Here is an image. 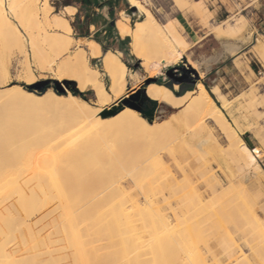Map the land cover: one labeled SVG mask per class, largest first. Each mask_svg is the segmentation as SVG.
Instances as JSON below:
<instances>
[{
	"label": "bare ground",
	"instance_id": "6f19581e",
	"mask_svg": "<svg viewBox=\"0 0 264 264\" xmlns=\"http://www.w3.org/2000/svg\"><path fill=\"white\" fill-rule=\"evenodd\" d=\"M128 1L142 18L137 21L135 27H131L126 11H122V19L116 22L118 30L122 36L131 37L132 52L143 60L152 76H164L163 81L149 84L145 88V94L154 102L164 103L172 109L179 110L171 115L169 120L157 121L139 107H132V102L121 107L126 99L123 95L126 92L125 87L132 82L131 71L114 52L103 51L101 44L96 40H75L64 35L66 29L63 22L55 17L49 20L39 0H0V26H5L9 30V34L0 41L17 43L25 38L16 32L18 24L23 25L28 32L27 39L32 36L42 37L49 44L47 47L56 52L54 54H57V57L68 52L65 60L58 65L56 80L63 82L66 76L65 67L71 65L72 71L80 78L77 87L81 91L88 89L95 91L97 97L95 107L104 105L112 108L108 112L94 110L92 100H85L84 96L67 90L56 91L51 88L44 93H38L20 84L8 89L0 88V264H105L107 257L104 250L109 247V243L102 242V235L103 233L107 235L110 229L108 226L103 229L102 224H106L103 221L111 208L121 209L123 218L129 225L132 224L133 218L148 221L149 226H153L149 230L155 238L158 237L156 229L159 226L170 235L186 231L191 238L194 234H199L197 242L202 243L193 244L189 241L182 247L169 244L168 248L161 252H154L149 247L145 251L140 250L141 264H166L161 257L167 252L181 254L178 258L181 262L177 259L175 264H210L203 257L201 247L205 248L215 264H238L240 261L242 264L246 261V264H255L244 247L250 246L249 248L258 252L257 249L261 245L257 246V243H254L258 235L259 237L263 235L264 246V222L257 214L259 208L263 210L264 202L255 201L250 192L242 195V189L241 192L227 194L228 197L225 195L226 198L220 193L222 198L219 201L216 198L220 195L213 198L219 187L218 182L213 176L209 177L205 173L211 168V162L208 156L206 157L207 150L216 142V135L209 125V121H213L230 142L226 154L229 157L223 158L222 162L228 165L229 160L235 164L240 162L248 170L255 166L254 174L262 173L261 177L255 175L256 183L261 188L264 186V171L248 155L245 147L248 143L243 141L236 129L242 131L240 120L233 118L235 128L224 111L230 110V101L224 94L219 93V88H215L221 102V105H218L205 85L198 90L181 93L180 83L183 79L178 76L172 75L174 82L169 84L165 71L180 65L183 58L181 50L186 49L188 43L174 22L161 24L149 7L140 0ZM173 1L180 10H187L190 7L196 11L200 10L197 0ZM245 24L243 18L228 28L215 27V31L218 37L228 34L242 36ZM257 40L258 43L255 42L253 50L264 64V40ZM82 42L88 45L87 48L81 47L84 54H75L72 49L70 50V45L80 46ZM143 43H148V46L145 47ZM34 46L33 53L36 52ZM87 50L96 58L103 54L104 58L100 61L111 81L109 88L100 72L92 68L85 53ZM22 52L25 57L27 50ZM78 57L83 59L79 60ZM26 59L25 57L24 60ZM43 61L46 63L45 59ZM50 62L48 64L52 66L54 63ZM28 63L24 64L28 72L24 76V81H31L32 83L27 84H33L37 79L31 74L32 67L29 69L31 66L29 58ZM44 67L43 69L46 68ZM199 70L197 77H205V71L200 67ZM8 75L9 68L1 64L0 84L6 83L5 77ZM79 98L88 105V109L91 108L85 117L91 131L87 134L78 129L71 131L67 129V135L64 137L62 130L55 126L71 127L73 118L65 112H60L57 105ZM124 139L135 141L132 140V143L133 146H138L137 154L134 156L129 154L130 157L125 155L127 157L125 159L119 156L121 153L118 154L119 158L124 160L113 154L114 160L119 159L116 164L101 160L104 154L107 153L108 156L111 152H116L121 140ZM161 139H165V142L168 139L166 159H171L183 173H186L183 161L174 150V145L181 141L182 147L198 164L196 172L202 176L201 183L188 181L187 178V181L180 179L177 181L179 183L167 185L156 168L150 170L146 166L149 162L152 164V159L157 154L153 153L150 144ZM162 141L160 143L156 141L161 146L155 142L157 144L154 145L155 149L162 147L164 144ZM223 152L220 154L224 155ZM123 154L125 152H122ZM85 160L94 168L93 182L83 192L63 188L64 177L68 171L80 166ZM159 160L169 173L170 180L175 178L176 173L165 157L159 155ZM117 172L121 176L120 179L128 176L134 182L147 199L145 205L140 207L133 205L120 185L112 180V176ZM204 173L208 177H204ZM251 175L254 176L252 173ZM209 194L213 197L208 199ZM155 196L163 199L175 217L179 213L188 216L202 210L207 212L208 216L204 215L198 227L180 220L173 224L162 212L155 201ZM223 198L225 199L222 200ZM42 208H47V211L36 220H31L30 218ZM220 214H225V220L220 222L210 220L212 216ZM237 235L239 241L236 240ZM111 237L109 233L108 241L113 242ZM259 243L261 244V241ZM103 248L105 249L102 251ZM261 248L259 254L264 253L261 252ZM136 249L139 250L140 247L137 246ZM62 257L66 259L64 262L61 260ZM114 264L133 263L127 256H120L115 259Z\"/></svg>",
	"mask_w": 264,
	"mask_h": 264
},
{
	"label": "rangeland",
	"instance_id": "374dc122",
	"mask_svg": "<svg viewBox=\"0 0 264 264\" xmlns=\"http://www.w3.org/2000/svg\"><path fill=\"white\" fill-rule=\"evenodd\" d=\"M124 1L125 0H97V1L92 0L89 7H86L84 4H81L80 0H78L77 7L81 9L80 12L81 20L84 22L89 20L91 22H95L96 25L92 24L90 26L89 36H80L78 34L74 39L96 40L101 44L103 51H105V46H107V51L110 50L114 52L116 55H118V57H120L128 65L131 71L130 75L132 82L131 85L125 87L124 91L126 92H124L123 94L124 98L131 100L132 96H137L138 101L139 100L144 101L143 104L139 105V108L142 111L144 110L143 112L154 117L157 121L169 120L171 118V115H173L176 112H179V110L172 109L170 106L164 103L153 104L152 101L149 100L147 96L144 94L145 88L149 84L152 85V83L163 81L164 76L163 75H159L157 77L152 76V74L146 69L145 65L143 64V60L138 58L132 52L131 37L122 36L120 34V31L118 30L116 22L118 19H122V15H121L122 11H126V14L128 15L127 16L128 20L130 19L128 22L130 23L131 27H135L137 21L142 18V15L130 3H129V7H127L126 9ZM140 1L146 7H149V9L154 13V15L161 24H167L168 22H170V20L173 19L174 21L172 22L175 23L177 30L182 36L184 35L186 40H187V33H186L185 25L187 21H190L197 30L201 28L202 29L201 35H207L205 41L202 42L200 45H198L196 48L190 49L191 44L190 47L188 44L189 47L188 50H187L188 47L184 50H181L183 54V58H182V62L179 63L180 65H178L177 67L168 68V70L165 71V75H167L168 77V83L170 84L171 82H174L173 79L168 74L169 71L172 70V75L178 76L180 78H184L183 82L180 83L181 93L188 90H194V89L198 90L200 87L205 85V87L212 95V97L216 100L218 105H221V102L219 101L217 96L218 93L216 92L217 89L219 88L220 90L219 93L224 94L225 97L230 101V107H231L230 110H224L228 119L234 126H235L234 119L240 120L242 124V131L236 128V126L235 128L237 129L238 134H240V137L243 139V141H245L246 143L249 142V139L251 138L249 134L258 137L262 133H264V124L261 123V117L264 116V111H261L259 107L261 104H264V93H260V94L257 93V90L259 89L261 82L264 81V75H262L264 74V64L255 55L253 50L254 45L258 43L257 39L264 40V30H262L264 29V5H262V0H197L199 1V6H200L199 11H196L192 7L188 8L187 10H180L176 6L173 0H140ZM224 6L227 7V14H225V12L222 11V8ZM197 13H199L200 15ZM174 18H178V19H174ZM243 18L244 21L246 22L244 29L242 31L243 37L231 35V34L224 35L222 37L217 36L215 27L223 26L225 28H228L234 23L242 21ZM108 22H111V24L114 26L113 30H110L107 27ZM8 34H9V30L7 29V27L0 26V39H3ZM144 40L145 42H148L146 39ZM4 43H7V45L9 46H15V51L13 52V59H15V65L11 68L10 75L15 76L18 80L21 78L24 80V76L28 73L27 68L26 66H24V64L26 63L27 65L29 58V62L31 65L29 66V69L32 67L31 74H33V76H35L37 79V81L33 84H27V83H16V84H20L24 88H31L37 91L38 93H44L51 88L56 91L62 90L65 92L67 90L72 93H74L75 90L78 93L82 94V96L87 97L88 100H93V94H95V91L91 89L81 91L77 87V83L79 82L80 78L78 74L72 71L71 65H67L65 67L66 76L63 78V82H60L55 79V74L56 71L58 70V65L63 60H65L67 55L57 57L56 56L57 54H54L56 52L52 51L49 47H47V45L49 46V44L45 42L42 39V37L32 36L27 40L25 38H22L17 43H13V42L8 43V41L5 40L0 41L1 51L3 46L5 45ZM246 43L248 46L246 45ZM147 44L143 43L145 47L148 46ZM75 45H77V47L72 49V51L75 54H79V53L84 54L83 49L78 44ZM33 46L34 48L36 47L34 50L36 52L34 53L32 52ZM25 49L27 50V55L25 54V57L27 58L26 60H24L25 57L22 52ZM85 53L87 59H89L90 61L92 68L97 69L100 72L102 79L105 81L106 85L109 88V85H111V81L104 72L105 66L102 64L100 59L96 58L95 56L93 57V55L88 50L85 51ZM35 54L37 57L36 56L34 57ZM49 58L52 60L51 62ZM44 59L47 65L43 61ZM78 59L82 60L83 58L78 57ZM49 62L51 64L54 63L53 64L54 66L53 65L49 66L48 64ZM1 64L2 63H0V65ZM37 64L40 67L36 68L35 66ZM41 66L43 67L45 66L46 68L44 67L45 69H43V67L41 68ZM199 67L203 69L206 73L205 77L203 78L197 77V74H199L200 71ZM182 68L187 69L188 71L185 72ZM192 74H194L195 76H191ZM241 78H243V80L245 81L250 82L251 87L247 91L240 86ZM225 81L235 83L239 91L236 92L234 90L233 92L225 93L220 88V84ZM215 88H217L216 91ZM229 96H231L232 98L229 99L228 98ZM2 100H4V98H2ZM96 101H97V97H96ZM57 106L59 107L58 110L60 112H65L68 115H70L71 118H73L72 120L73 124L71 127L69 126L68 128H64V126L62 127L60 125L55 126V128L58 127V129L62 130L64 137H66L67 135L68 132L67 129H69V131L73 129H78L82 132H86L87 134L90 133L89 131H91V126L89 122L85 120V117L88 113H90L89 111L91 110V108L89 107L90 109H88V105L83 103L81 98L76 100H67L66 102L60 103ZM111 109L112 108L108 106L99 105L95 107L94 110H100V112H108ZM231 112H233L232 115H230ZM209 125L213 130L214 134L216 135V142L213 143V145L209 148L213 152L207 150L208 154L206 155V157L208 156L207 158L211 162V166H210L211 168H209V170H207L205 173H207L209 177L213 176L218 182L219 187L217 193L214 194V197L211 194H209L207 198L208 199L211 197L215 198V196L220 195L219 196L220 198L219 197L216 198L217 200L219 199L220 201L222 198L220 193H223L222 194L223 197H225V195L226 197H228L227 194H230L232 192L233 193L241 192L242 189L241 192L242 195L247 192H250L253 195L255 201L264 202V186L263 188H261L256 183L257 178H255L256 176L261 177L262 173L258 171L259 173H257V175L254 174V172L256 171L254 169L255 166H252L250 168L252 170H248L244 168L243 163L240 162L235 164L233 161L229 160L231 162V163L229 162V165L225 162H222L223 158L229 157V155L226 154L230 147V142L228 138L224 135V133L221 131V129L215 124V122L209 121ZM246 136H248V139H245ZM132 140L130 139L121 140L120 144L118 145L119 148H121V149L118 148L119 150H121V152L118 149H116V152L113 151L115 153L111 152V154H108V156L107 153L104 154L101 157V160L104 161L105 163L114 162V164H116L120 159L119 156L121 158L124 157V159L130 157V155L134 156L135 154L138 153L137 152L138 146L137 145H136L137 147H135V145L133 146L134 143H132ZM161 140H163L162 143H164L162 144V147L164 145L165 147L163 148L159 147L158 149L157 148L155 149L154 145L155 146L157 144L159 145ZM161 140L160 141L155 140L153 141L154 144L152 143L150 144V148L152 149L153 153H157V154L152 159L153 166L150 162L149 164L151 165L149 166V164L147 163L148 165L146 166L149 167L150 170L152 168H156L161 178L166 182L167 185H173L175 183H179L177 181L180 179H185V181H187V178L188 181L193 180L197 183H201L200 177L202 176H199L198 173L196 172L198 164L193 160L192 155L188 151H185V149L182 147L181 141H178L177 144L174 145V150L177 156L180 158V160H182L185 163L187 167V171H189L186 173H183L174 164V162L171 159L169 158L166 159L167 156L166 147H168V143H167L168 139H166V142L165 139H161ZM156 141H158L159 143H157ZM216 143L217 144L219 143L218 147ZM219 148L222 152L224 151L223 152L224 155L222 153L220 154L221 151L219 150ZM127 151L128 153L126 154ZM122 152H125V154L122 155ZM120 153L121 155L118 156V154ZM113 154L114 155L116 154L118 156L117 158L119 159L114 160L113 158L115 156H113ZM159 155L165 157V160L168 162L172 170L177 174L175 175V178L171 180L169 179L167 173L163 169V165L159 160ZM124 159H120V160H124ZM139 163L141 164L142 162ZM257 165L259 164L257 163ZM259 166L261 168V165ZM253 169L255 171H253ZM118 172L114 176H112V180L116 181L120 185V188L124 191L127 197L131 199L134 206L140 207L145 205L144 203L147 202V199L142 195L141 191L136 187L134 182L128 176H125L123 179H120L121 176L118 175ZM205 173L203 176L208 177L205 176L206 175ZM251 173L254 176H252ZM263 183H264V179H263ZM225 198H223L222 200H224ZM155 201L162 209L164 215L168 216L173 224H175L177 221L180 220L183 221L185 224H190L191 226L198 227L201 225L203 218L205 216L206 217L208 216L207 212L205 213V211L202 210L199 212L197 211L188 216L187 215L184 216L181 213H179V215L175 217L172 214L171 208L166 207L163 199L160 196H155ZM118 209L119 208H114V209L111 208L107 213V218L105 219V221H103L106 224L105 225L102 224L103 229L106 226H108L110 229L107 235L105 233H103L102 235V242L103 243L106 242V244L109 243V247H107L106 249L105 248L102 249V251L105 249L104 250L105 256L107 257V259H105V264H114L115 259H117L120 256H127V258L130 259L133 264H141L139 262L140 261L139 251L140 250L145 251L147 247L153 249L154 252L157 251L161 252L164 251L163 249L168 248L169 244L182 247L184 244H186L189 241L190 243L193 242V244H197L200 242V241L197 242L199 240V234H194L191 238L186 233V231L184 232L182 231L179 234L176 233L174 235H170L166 230L160 228V226L158 227V229H156L158 237L155 238L150 233L149 228L150 227L152 228L153 226H149L148 221H140L139 219L133 218L131 219L133 225L132 224L129 225L125 221L126 219L123 218L124 214L122 210L121 209L118 210ZM263 210L259 208L257 210V214L258 217L262 219L264 222V214H262L264 213ZM212 217L210 218V220H214L217 222L225 220V214L217 215L214 218ZM109 233L113 237V242L108 241ZM250 236L252 235L250 234ZM259 236L260 235L257 236L258 239L256 238L254 243L256 242L257 244L256 243L255 244L257 246L259 245L262 246L263 235L262 237ZM252 237L255 238V236ZM236 240L239 241V235L236 236ZM260 241L261 244L259 243ZM137 246L140 247L139 250L136 249ZM249 247L250 246H245L244 250L247 252L248 256L253 260V262L255 264H264L263 263L264 253L259 254L260 248L258 247L257 249L258 252H255L253 249ZM261 249H262L261 252H264V249L263 248ZM200 251L203 257L206 260H208L210 264H215L212 260V257L206 252L204 247H201ZM256 253L260 256H258ZM180 255H181L180 253L178 255L176 252L173 253L167 252L163 257H161V259L166 264H175L176 263L175 261L180 257ZM259 257H262L263 260L260 259ZM61 260L64 262L66 259L62 257ZM177 261L181 262L179 259ZM242 262L244 263L245 261L242 260ZM246 262L244 264H246ZM238 264H242L241 261Z\"/></svg>",
	"mask_w": 264,
	"mask_h": 264
},
{
	"label": "snow or ice",
	"instance_id": "6c2138e0",
	"mask_svg": "<svg viewBox=\"0 0 264 264\" xmlns=\"http://www.w3.org/2000/svg\"><path fill=\"white\" fill-rule=\"evenodd\" d=\"M39 3L42 4L44 9L46 10L49 20L55 17L58 21L63 22L64 29H66L64 35L74 39L78 34H88V25L80 18L81 9L77 7L78 0H39ZM262 5H264V0H262ZM222 11L227 14V7L224 6L222 8ZM41 19H43V16H41ZM16 32L20 35H23L27 40L28 32L23 25L18 24ZM76 47L77 45L72 44L70 45V50ZM80 47L87 48L88 45L82 42ZM14 51L15 46H9L7 44H5L2 48V51H0V63H2L3 66L9 68V72H11V68L15 65V59H13ZM105 51H107V46H105ZM64 55H68V52H65ZM103 58V54H101L98 59L103 60ZM35 67L38 68L39 65H36ZM5 80L6 83L0 84V87L4 89L11 88L16 83H32L31 81H24L22 78L18 80L13 75L6 76ZM240 86L246 91L251 87L250 82L243 80V78H241ZM220 88L225 93H230L234 90L236 92L239 91L235 83L228 81L221 83ZM257 93H264V81L261 82ZM228 98L231 99L232 97L229 96ZM85 100H87V97H85ZM137 101L138 97L132 96L131 101L125 99L122 102L121 107L123 106V104H129L130 102H132L131 106L136 108L139 107L140 104L144 103L143 100H139L138 102ZM91 105L93 107L96 106L95 94H93ZM259 107L261 111H264V104H261ZM117 111H119V109H117ZM261 123L264 124V116L261 117ZM249 135L251 138L249 139L248 144L245 146L248 150V155L253 159L254 163H258L259 165H261L262 170H264V133H262L258 137L251 134ZM245 139H248V136H246ZM93 180L94 168L88 161L85 160L80 164V166L68 171L67 175L64 177V183L62 187L66 190L71 189L73 192L77 190L83 192L93 182ZM46 211L47 208H42L40 209V211H37L30 219L36 220L42 213Z\"/></svg>",
	"mask_w": 264,
	"mask_h": 264
},
{
	"label": "crops",
	"instance_id": "0c3cea01",
	"mask_svg": "<svg viewBox=\"0 0 264 264\" xmlns=\"http://www.w3.org/2000/svg\"><path fill=\"white\" fill-rule=\"evenodd\" d=\"M174 19H178V18H174ZM170 21H174L173 19L170 20ZM185 29H186V33H187V40L185 38V40L187 41V43L189 44V47H190V44H191V47L190 49L192 48H196L198 45H200L202 42L205 41V39L207 38V35H201V28H199L198 30L195 28V26L190 22V21H187L186 25H185ZM189 47L187 48V50L189 49ZM253 70V69H252ZM184 163V162H183ZM162 164V163H161ZM184 166L186 168V172H189L187 171V167L184 163ZM164 171L167 173V176L169 177L170 179V176H169V173L165 170V168L163 167ZM177 175V174H176Z\"/></svg>",
	"mask_w": 264,
	"mask_h": 264
},
{
	"label": "trees",
	"instance_id": "16d2710c",
	"mask_svg": "<svg viewBox=\"0 0 264 264\" xmlns=\"http://www.w3.org/2000/svg\"><path fill=\"white\" fill-rule=\"evenodd\" d=\"M97 1V0H96ZM81 4H84L86 7H89V5L91 4L92 0H80ZM125 3V6H126V9L127 7H129V2L128 0H125L124 1ZM124 10V9H123ZM88 11V10H87ZM85 23H87L88 25V34L87 35H81L79 34L80 36H89V32H90V26L93 24V25H96L95 22H91V21H86ZM107 27L110 29V30H113L114 29V26L111 24V22H108L107 23ZM74 94H78V95H82L80 93H78L77 91L74 90Z\"/></svg>",
	"mask_w": 264,
	"mask_h": 264
},
{
	"label": "water",
	"instance_id": "95a60500",
	"mask_svg": "<svg viewBox=\"0 0 264 264\" xmlns=\"http://www.w3.org/2000/svg\"><path fill=\"white\" fill-rule=\"evenodd\" d=\"M183 69V68H182ZM185 72H187L188 70L187 69H183ZM169 76L171 77L172 76V70L171 71H169ZM186 77V76H185ZM172 78V77H171ZM181 79H184V78H181ZM62 91V90H61ZM144 94H145V91H144ZM146 95V94H145ZM147 96V95H146ZM149 100H151L149 97H147ZM152 101V100H151ZM152 103L153 104H156L157 102H154V101H152Z\"/></svg>",
	"mask_w": 264,
	"mask_h": 264
}]
</instances>
